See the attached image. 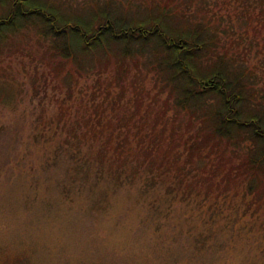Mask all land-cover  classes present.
Instances as JSON below:
<instances>
[{"label":"rangeland","instance_id":"rangeland-1","mask_svg":"<svg viewBox=\"0 0 264 264\" xmlns=\"http://www.w3.org/2000/svg\"><path fill=\"white\" fill-rule=\"evenodd\" d=\"M48 1L72 17L90 16L88 12L100 9L123 24L140 20L164 4L161 0L149 5L146 0ZM205 1V9L223 15L241 4V0ZM255 26L245 39L237 37L234 27L233 36L221 41L224 48L238 43L237 50L243 46L252 49L255 38L261 48L263 30L259 37L254 36L258 32ZM10 37L0 49V67L6 70L12 90L8 96H0V264H264V215L247 209L250 194L243 197L239 193L233 198L182 194L179 192L186 189L187 181L173 182L171 177L147 181L136 177L114 183L104 173L96 179V165L75 158L81 154L84 158L87 147H82L81 154L71 155L76 151L73 141L66 143L70 134L57 129L55 122L61 116V124L68 123L81 104L90 106L93 102L107 107L106 120H117L118 124L123 113L111 111L105 100V82L99 86L97 80L104 78L116 94V84L121 83L114 71L95 65L94 69L74 72L71 80L64 81L68 64L64 63L61 70L56 62L59 59L49 56L53 62L46 64L42 52L49 44L37 45V29L35 33L20 29ZM253 54L254 49L248 60L256 67L252 72L258 82L250 91L253 104L263 107L264 61ZM142 62L139 68L145 78L136 85H143L149 93L145 104L154 97H159L160 103L168 98L171 104L172 95L157 96L155 76ZM135 68L132 65L125 84L131 85ZM130 95L127 91L126 96ZM117 100V96L112 99ZM173 114V108L167 112L169 118ZM134 131L120 126L112 135L128 136L136 146ZM194 131L192 128L185 133L184 140L192 142ZM176 150L188 158V150L181 144L171 153ZM233 163L236 165L237 160ZM225 201L232 206L235 202L233 208L227 209Z\"/></svg>","mask_w":264,"mask_h":264},{"label":"trees","instance_id":"trees-1","mask_svg":"<svg viewBox=\"0 0 264 264\" xmlns=\"http://www.w3.org/2000/svg\"><path fill=\"white\" fill-rule=\"evenodd\" d=\"M154 1L145 2L149 5ZM161 1L164 4L144 18L123 24L100 9L74 18L48 0H0V49L20 29L34 33L37 29V45L49 44L42 52L46 64L53 62L48 56L59 59L56 62L61 70L64 63L68 64L64 81L71 80L74 72L96 66L114 71L121 83H115L119 88L116 94L104 78L97 80L99 86L105 82V100L111 111L123 113L118 124L117 120H106L107 107L93 102L90 106L81 104L68 123L61 124V116L55 122L57 129L70 134L66 143L73 141L76 151L71 155L81 154L82 147H87L84 158L82 154L75 158L94 163L96 179L106 173L114 183L136 177L145 181L167 177L173 182L186 180V189L179 193L195 192L204 198L250 194L247 209L264 215V105L253 104L250 90L258 80L252 72L256 67L248 60L254 49L253 57L264 61V0H241L239 9L227 10L225 15L205 9V0L200 4L194 0L177 4L178 0ZM253 25L258 30L254 36L263 30L261 48L257 38L253 45L248 41L252 49L243 46L237 50L238 43L224 48L222 39L233 36L234 27L237 37L245 39ZM141 62L155 76L157 96L172 95L171 104L168 98L160 103L159 97L145 104L149 93L143 85H136L145 78L139 68ZM132 65L136 72L127 85L125 79ZM5 71L0 74V96L4 97L12 91ZM99 89L102 92L103 88ZM127 91L131 93L128 97ZM115 96L116 102L112 101ZM172 108L175 114L169 118L167 112ZM93 112L99 114L92 116ZM152 116L154 120H150ZM120 126L136 130V146L128 136L112 135ZM192 128L195 131L189 143L184 134ZM180 144L188 150L186 160L177 150L171 153ZM233 160H237L236 165ZM224 205L233 208L226 201Z\"/></svg>","mask_w":264,"mask_h":264}]
</instances>
